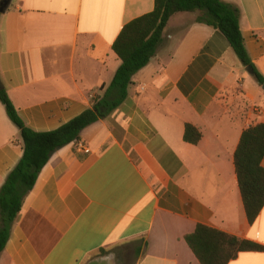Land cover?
<instances>
[{
  "label": "crops",
  "instance_id": "0c3cea01",
  "mask_svg": "<svg viewBox=\"0 0 264 264\" xmlns=\"http://www.w3.org/2000/svg\"><path fill=\"white\" fill-rule=\"evenodd\" d=\"M222 1L239 9L264 77V0ZM154 8L155 0H12L0 16V86L25 125L55 131L92 108L121 65L113 45L123 28ZM196 17L171 18L127 100L83 131L87 151L77 143L53 154L0 264H89L118 247L117 264H201L186 242L198 225L264 246V207L251 224L234 164L244 131L264 124V88ZM187 125L201 133L197 145L184 140ZM23 153L0 101V190ZM229 264H264V252Z\"/></svg>",
  "mask_w": 264,
  "mask_h": 264
},
{
  "label": "trees",
  "instance_id": "16d2710c",
  "mask_svg": "<svg viewBox=\"0 0 264 264\" xmlns=\"http://www.w3.org/2000/svg\"><path fill=\"white\" fill-rule=\"evenodd\" d=\"M181 13L197 14L196 22L220 31L228 40L244 67L264 86L245 47L240 27V11L222 0H155L154 11L127 24L113 45L121 60L112 82L102 88L93 107L55 131L38 133L20 118L7 92L0 86V101L11 122L19 129L23 157L0 190V256L9 242L13 227L22 212L25 199L33 190L43 168L58 150L82 140L88 127L106 119L129 97L133 77L156 56L164 42V32L171 18ZM1 16V14H0ZM201 133L187 125L184 140L197 145ZM264 124L244 131L234 156L235 170L247 219L252 224L264 207ZM186 242L201 264H229L242 252H264V246L224 232L198 225ZM111 251L101 249L97 256Z\"/></svg>",
  "mask_w": 264,
  "mask_h": 264
},
{
  "label": "water",
  "instance_id": "95a60500",
  "mask_svg": "<svg viewBox=\"0 0 264 264\" xmlns=\"http://www.w3.org/2000/svg\"><path fill=\"white\" fill-rule=\"evenodd\" d=\"M12 0H1L0 2V14L4 13L11 4ZM247 72L253 74V70L250 67L246 68ZM264 88V86H263ZM118 256L115 253H110L105 256H101L89 262V264H117Z\"/></svg>",
  "mask_w": 264,
  "mask_h": 264
},
{
  "label": "rangeland",
  "instance_id": "374dc122",
  "mask_svg": "<svg viewBox=\"0 0 264 264\" xmlns=\"http://www.w3.org/2000/svg\"><path fill=\"white\" fill-rule=\"evenodd\" d=\"M129 249H130V247H128L127 248V250L128 251H126V252H130L129 251ZM124 250H123V248H121V247H118V248H115L114 250H111V253H115L117 256L120 254V253H122ZM110 254V253H109ZM129 254V253H128ZM128 256H130V255H128ZM131 260V259H130Z\"/></svg>",
  "mask_w": 264,
  "mask_h": 264
},
{
  "label": "built area",
  "instance_id": "2783aa9c",
  "mask_svg": "<svg viewBox=\"0 0 264 264\" xmlns=\"http://www.w3.org/2000/svg\"><path fill=\"white\" fill-rule=\"evenodd\" d=\"M78 148L81 149V150L87 151V148H86V146L83 143H78Z\"/></svg>",
  "mask_w": 264,
  "mask_h": 264
}]
</instances>
